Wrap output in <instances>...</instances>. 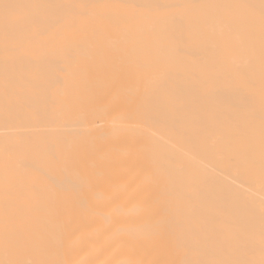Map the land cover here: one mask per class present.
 I'll return each mask as SVG.
<instances>
[{
  "label": "bare ground",
  "instance_id": "1",
  "mask_svg": "<svg viewBox=\"0 0 264 264\" xmlns=\"http://www.w3.org/2000/svg\"><path fill=\"white\" fill-rule=\"evenodd\" d=\"M0 264H264V0H0Z\"/></svg>",
  "mask_w": 264,
  "mask_h": 264
}]
</instances>
